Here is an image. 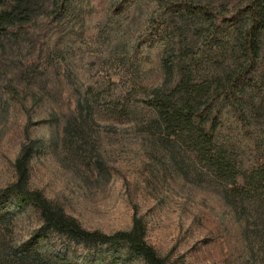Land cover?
<instances>
[{
    "label": "rangeland",
    "instance_id": "obj_1",
    "mask_svg": "<svg viewBox=\"0 0 264 264\" xmlns=\"http://www.w3.org/2000/svg\"><path fill=\"white\" fill-rule=\"evenodd\" d=\"M28 1L0 39V192L29 145L26 189L83 229L112 236L138 219L167 264H264V191L244 178L264 164V35L255 68L239 37L250 0ZM232 71L236 108L221 104L214 135L236 180L151 105ZM43 227L36 206L3 198L0 264H148L126 243Z\"/></svg>",
    "mask_w": 264,
    "mask_h": 264
},
{
    "label": "trees",
    "instance_id": "obj_2",
    "mask_svg": "<svg viewBox=\"0 0 264 264\" xmlns=\"http://www.w3.org/2000/svg\"><path fill=\"white\" fill-rule=\"evenodd\" d=\"M57 7L66 10L65 4L69 0H58ZM2 0H0V4ZM31 3L28 0H15L13 6L0 11V39L3 35H10V28L22 25L27 20L28 11ZM246 17L245 29L241 32L240 41L243 46L244 54L247 55L250 65L255 68L260 57L262 36L264 35V0H250L244 10ZM237 77H242L235 71L226 76L225 79L219 78L213 87L211 82H206L199 86H190L183 82L180 96L173 94L170 97L156 96L151 100L160 117L165 123L173 128L187 133L188 141L198 146V156L211 166L214 171L224 178L227 174H232L234 180L235 166L233 155L225 145L218 143L214 132L219 125L221 116V104L232 105L236 108L237 101L235 89L227 82L238 81ZM244 77V75H243ZM210 85V86H209ZM224 89L223 96L219 90ZM230 89V90H229ZM238 110V108H237ZM242 114L239 117L242 118ZM31 156V147L24 146L20 158L17 160L16 169L18 180L0 192V207L2 200L6 196H12L17 204L36 206L41 211L44 220V227L65 233L69 238L78 242L85 243H126L129 247L142 255L148 264H167L160 257L158 252L145 241V228L138 219L134 221L133 228L128 232H117L112 236L100 232H90L83 229L73 218L66 216L61 209L50 203L39 191H29L26 189L28 180V166ZM246 184L255 192L264 191V164L253 169L244 176ZM39 231L36 237L31 239L30 249L43 237V230Z\"/></svg>",
    "mask_w": 264,
    "mask_h": 264
}]
</instances>
